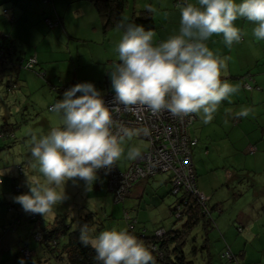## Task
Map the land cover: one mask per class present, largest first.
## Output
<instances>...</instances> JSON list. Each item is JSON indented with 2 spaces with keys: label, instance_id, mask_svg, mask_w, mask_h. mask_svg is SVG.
Segmentation results:
<instances>
[{
  "label": "clouds",
  "instance_id": "clouds-1",
  "mask_svg": "<svg viewBox=\"0 0 264 264\" xmlns=\"http://www.w3.org/2000/svg\"><path fill=\"white\" fill-rule=\"evenodd\" d=\"M178 7V34L157 43L153 30L127 18L117 23L123 35L115 47L120 62L109 70L113 108L105 105L101 92L90 82L66 90L63 99L51 106L49 111L58 116L59 124L47 134H31L30 167L40 176L25 172L29 192L15 197L26 213L45 218L68 198L64 188L68 180L85 181L89 191L100 169L111 170L122 156L135 160L141 155L138 147L125 153L122 145L125 137L149 135L147 128L125 130L123 136L113 133V115L121 111V105L124 110L145 107L154 116L163 112L176 118L196 115L207 124L221 102H231L229 98L240 91L238 85L222 82L221 75H227L226 58L217 56L206 42L215 34L222 35L229 48L240 43L243 33L234 23L240 18L255 25L252 35L257 42L264 40V0H196ZM249 114L241 109L237 115ZM93 232L83 225L79 239L94 249L102 264H156L149 248L127 230ZM19 264H24L23 258Z\"/></svg>",
  "mask_w": 264,
  "mask_h": 264
},
{
  "label": "rangeland",
  "instance_id": "rangeland-1",
  "mask_svg": "<svg viewBox=\"0 0 264 264\" xmlns=\"http://www.w3.org/2000/svg\"><path fill=\"white\" fill-rule=\"evenodd\" d=\"M151 1L152 4L149 5L156 9V0ZM41 3L46 13H49L48 17L54 18L56 14L53 4H51L52 2L50 1L47 4L41 0ZM146 5H148L147 0H125L121 13L122 19L131 17L134 6L135 15L137 16L139 11L145 9ZM56 7L58 10H63L64 7H67L69 15L67 14L66 21L69 34H66L65 31L63 32L60 26L49 28L47 22H44L40 35H38L40 38L35 35L32 38L27 36L24 40L26 44L21 46L23 50L25 48V57L40 51L37 54L39 62L31 69L23 66L18 67L12 74L14 83L9 88L0 83V124L6 120L14 132L11 139L4 140V143L8 144V146L1 145L2 141H0V168L5 169V172L7 171L16 177L20 192L8 191V195L14 200L15 197L29 192L25 172L38 178L40 176L38 172H33L30 167L32 163L30 151L31 134H47L52 127L59 124L58 116L50 112L48 108L50 104L59 99L56 97L57 90L53 87L63 88L66 91L70 86L68 84L72 80L73 71L76 69L79 72L87 73L89 77L81 80L92 82L101 94L114 92L111 88L109 70L112 69L113 61L119 59L115 47L122 38V30H118L117 27L103 30L102 23L96 22L95 19L93 20L88 13L80 12V15H73L76 13L75 4H68L64 0L62 5H56ZM106 73L108 75L107 78H105ZM244 81L249 82L252 87V75L249 73L245 74ZM5 89L8 91L7 94H5ZM135 130L138 129L133 128L130 131ZM125 139L129 142L131 141L128 146L122 145L125 148V153L128 148L133 146L138 147L140 152L145 151L147 148V140L144 139L142 133L134 135L130 140L127 137ZM193 158V164H198L196 162L197 157L193 156ZM124 161V164L119 163L120 169H125L131 160H128L125 155L120 159V162ZM17 164H20L23 168L21 174H17ZM228 170L222 169L217 174L209 176L203 173L199 179V183L203 182L205 178L208 184L213 182L212 184L216 186L214 190L215 199L209 201L208 205L211 208L210 204L217 202L218 205L220 204L222 212L211 211L213 227L208 234L211 252L209 255L205 247H203L204 232L199 227L190 229L182 246L184 262L188 264H204L207 260L211 264H264V196L254 194L257 188L260 189L261 183L259 182L257 185L252 186L246 177V173H238L240 176L236 177V179L230 178L226 181L229 176L225 180L222 176L225 177ZM230 170H232L231 167ZM0 174H2L3 179H6L4 173ZM97 177L98 188H92L89 191L86 188L85 181L79 178L68 180L64 186L68 198L55 207L53 211L55 214L62 216L66 215L67 212L68 215L64 216L65 220L67 223L72 224L73 220H75V215H70L69 209H71V212L81 211L78 208H70L71 205L78 204L82 206L85 204V207L89 206L90 210L94 211L91 218L93 224L90 225V230L100 227L98 230L102 232L122 228L123 221L126 223L130 216L127 211L128 209L130 210L134 203L132 201L131 203L129 202L133 192L128 193L122 201L117 202L113 199L112 192L107 189L106 177L102 175H97ZM8 179L10 180V178ZM145 179L147 178L138 180L136 183H140ZM68 184H71L72 187L68 186ZM74 189H78V201L71 203L72 197L74 198L73 200L77 198V195L72 196ZM198 189L202 191L199 187ZM203 193L207 195L205 192ZM169 196L172 197L173 195L169 194ZM111 212L114 215H110ZM55 214H50L45 218L39 214L41 217L40 223L42 225L50 224L54 217L57 216ZM156 218H158L157 223H153V221L142 223L146 230H156L159 226L165 229L178 228L180 226V222L175 221L176 217L168 210L165 211L163 219H161L160 215L156 216ZM30 224L34 225L33 222H30ZM133 224V234H137L142 228L141 224L136 222ZM24 240L34 245L36 251L40 249V242L31 234H26ZM192 244L196 245L195 253L192 251ZM226 246H229L231 251L236 254V260L231 262L221 257ZM7 254L13 262L15 261L14 264H19L22 257L18 253V255L16 253L14 255L11 252H7ZM23 260L24 264H29L32 261L26 262L25 259ZM41 264L58 263L54 257L45 254V257H41ZM156 264L162 263L156 261Z\"/></svg>",
  "mask_w": 264,
  "mask_h": 264
},
{
  "label": "crops",
  "instance_id": "crops-1",
  "mask_svg": "<svg viewBox=\"0 0 264 264\" xmlns=\"http://www.w3.org/2000/svg\"><path fill=\"white\" fill-rule=\"evenodd\" d=\"M64 1L68 4H75L76 13L73 15H80V12L85 14L88 13L93 20L95 19L96 22H100L94 6L88 0ZM147 1L148 5H146L145 9L139 11V14L143 11H147L152 17L154 23V28L152 30L156 33L154 36V43L166 40L171 35L178 34L180 27V11L178 5L196 3V0H156L157 6L155 11H149V9L152 8L149 5L152 4V1ZM51 2L55 10V16L59 18V23L53 27L60 26L63 32L65 31L66 34H69L66 21L68 14L67 7H64L63 10H58L56 5H62L63 0H51ZM133 9L131 17L135 16L136 13L135 6ZM48 16L49 13H46L41 0H0V33L6 37L5 44L14 49V54L11 57L12 61L16 60L17 57L25 60L31 55L25 57V48L23 50L21 46L26 44L24 40L27 36L32 38L33 35H35L37 38H40L38 35H40L44 22L46 23L45 19ZM234 23L243 33L240 43H234L232 47L229 48L225 45L222 35L215 34L206 43L217 56L226 58L227 75H221L222 82L227 81L232 85H238L240 91L229 98L231 102L228 100L221 102L211 122L205 124L199 116L194 115L195 119L187 128L188 136L196 139V142L191 147L192 160H194L193 156L197 157L196 162L199 164H193L196 185L209 195L208 202L215 199L214 190L216 186L212 184L213 182L208 184L205 178L203 182L199 183V179L202 177L203 173L206 174V176L211 174L215 175L219 170L222 171V169H229L226 176H222L224 180L229 176L226 181L230 178L236 179V177L240 176L238 173H246V177L249 179V183L252 186L260 182V189L257 188L254 194L264 196V40L259 42L255 40L252 35V29L255 25L246 21L244 18H240ZM39 52L40 51L32 54L36 57V63L39 62L37 56ZM118 60L119 59L113 61L111 65L112 68ZM9 73L13 74L14 70L10 64L6 63L0 68V79H6L8 76L10 77ZM247 73L252 75L253 84L257 86V88L247 89L242 86L243 78ZM88 77L89 75H87V73L85 74L75 69L73 71L72 80L68 85L71 86L76 81L87 79ZM107 77L108 75L106 73L105 78ZM56 94V97L59 98V93ZM61 99H63V97ZM241 109H248L250 114L247 117H239L237 114ZM130 143L131 141L129 142L125 139L123 146H128ZM251 147L254 148L251 150ZM196 148L197 150L195 151ZM119 163L124 164L125 161L120 162V160H118L116 162L118 167ZM230 167L232 170H230ZM0 169V173H4V177L6 178L3 179L2 176L0 182V264H8L9 262V264L15 263V261L13 262L11 260L7 252L14 253V255L15 253L17 254V245L20 243L34 250V257L29 264H41V257H45V254L52 256V253L41 243H39L40 249L36 251L34 245L24 240L26 234H30L35 228L34 225L30 224L26 212H22L20 223L15 229L2 231L14 216V211H8L7 205L12 204L20 210L22 206L8 195V191L12 190L11 187L13 182H16V177L7 171L5 172V169ZM238 171H243L244 173ZM169 177V173H157L132 186L130 193L133 192V195L129 198V202L131 203L132 201L134 203L127 212L131 217L135 218L137 221L136 223L141 224V227H145L142 223H147V221L157 223L158 218H156V216L158 215L163 219L165 211L168 210V207L174 201V196H169ZM8 178H10V180ZM68 186L72 187L71 184H68ZM92 188H98V183H96V181L93 183ZM73 192L72 196L77 195V198L73 200L74 198L72 197L71 203H76L79 196L78 189H74ZM75 205H71L70 208H78L81 212H71V209H69L70 215H75L73 227L79 223L80 218H84L88 220V228L90 229V225L93 224L91 218L94 211L90 210L89 206L85 207V204L82 206ZM210 206L211 211L217 210L218 213L222 212L221 206L220 204L218 205L217 202L210 204ZM54 214L55 212L53 211L52 215ZM55 215L57 216H55L54 219L62 216L58 214ZM67 215L66 212L64 216ZM110 215H114V213L111 212ZM210 215L212 217V212H210ZM54 219L50 224L40 225L38 228L43 229L49 227L53 224ZM95 228L97 229H91L94 230L92 234L97 235L100 233L98 230L100 227ZM117 230H128L127 222L125 223L123 221L122 228ZM152 231L153 230H148L147 233L150 234ZM63 262V260L59 261L60 264Z\"/></svg>",
  "mask_w": 264,
  "mask_h": 264
},
{
  "label": "trees",
  "instance_id": "trees-1",
  "mask_svg": "<svg viewBox=\"0 0 264 264\" xmlns=\"http://www.w3.org/2000/svg\"><path fill=\"white\" fill-rule=\"evenodd\" d=\"M50 1L51 0H49V2ZM88 1L90 3H92V5L94 6V8L97 12V15L99 17V20L102 23V29L103 30H108V28L116 27L117 23L122 20V14L121 13L123 11V6H124L125 0H88ZM42 2H44V1L42 0ZM47 19H51V20L56 19L59 23L58 16H55L54 18L47 17L45 19L46 22H47ZM127 22L142 25L146 30H148V29L152 30L154 28L153 19L147 11H143L138 16L135 15V16L130 17L129 19H127ZM47 25H48V23H47ZM48 27L53 28V26H49V25H48ZM5 38L6 37L0 33V68L6 63H8L12 66V69L14 70V72L20 66H23L24 68H28V69L33 68L36 63L32 67H26L25 63L27 62V60L30 57L35 56V55H30L25 60L20 58V57H17L16 60H13V61L11 60V57L14 54V49H13V47L5 44ZM119 62L120 61L118 60L116 63H119ZM9 74H10V78L0 79V83H3L4 86H6V88L7 87L9 88L14 83L12 80V74L11 73H9ZM78 81H82V80H78ZM74 85H75V83L73 85L69 86L67 88V90ZM53 88L55 90H57V93H59V99H61L63 97V92L65 90L63 88H58V87L56 88L55 86ZM251 88H257V86L252 84ZM251 88H247V89H251ZM7 92L8 91L6 90L5 94H7ZM50 105H52V104H50ZM49 106H48V108H49ZM3 122L4 123L0 124V132H3V134L5 136L6 135H8V136L0 138V141H2L1 145L8 146V144L4 143V140L5 139H11L14 135V132L10 128V126L8 125L6 120ZM10 133H12V136L9 135ZM191 152H192V150H191ZM16 171L18 174H21L23 171V168L21 169V171H19L16 168ZM98 175H101V174H98ZM102 176H104V175H102ZM1 180H2V174H1ZM11 188H12V191H14V192H20V187L18 186V184L16 182H13ZM169 192H170V194H172L174 196L175 199L172 202V204L168 207V211H169V209L172 208V205H174L178 201H180V203H181L180 216L175 218V221L180 222V226L178 228H176V229L175 228L174 229L173 228H171V229H165L164 228L165 233L160 236V235L155 234V230H153L152 233L148 234L145 227H142L138 231L137 234H133V231H132L133 230L132 228L134 227L133 223L137 222V221L135 220V218L129 216V219L127 221V226H128L127 231L130 234L134 235L136 238H140L138 240L142 241L145 244V246L149 248V250L152 252V254L154 256L155 262L156 261L161 262L162 264H188V263L184 262L185 261L184 260V252L182 250V246L186 241L185 237L188 235L190 229H192L194 227H199L204 232L203 247H205L207 254L209 255V253H211V252H210V239H209L208 234H209L210 229L213 227V218H211V215H210L211 208H209L208 202H207V205L209 208V214H204L201 211L200 203L197 200H195L192 196L186 197L183 193L173 194L171 192V186L169 187ZM7 210L8 211H14V216H13L12 220L7 224L6 227L8 228V227L16 224L15 227L13 228V229H15L16 226L20 223V217H21L22 212H25V211L23 209H21V210L18 209L17 207H15L12 204L7 205ZM26 214H27L28 220L30 222L34 223V227H35L34 229L37 230L40 234V239H38V241L50 253H52V257L55 258V260L58 264H60L59 263L60 260L64 261L62 264H102V262L98 261L95 258L96 253H95L94 249H92L91 246L83 245L79 239L81 226L87 225L89 227L88 220H85L84 218H80L79 223L73 227V222H72V224L67 223L65 220V217L63 215V216H59L58 218H55L53 224H51L49 227L39 229L38 227L40 225L43 226L40 223V221H41L40 215L34 214L35 218L30 219L31 214L30 213H26ZM6 227H4L3 229H5ZM157 228H162V226L157 227ZM9 229H11V228H9ZM31 232H30V234H31ZM0 237H1V233H0ZM20 244H18V245H20ZM18 245H17V247H18ZM23 245H25V244H23ZM192 246H193L192 251H194L193 253H195L196 249H197L196 245L192 244ZM227 247L231 251L230 247L226 246V248ZM226 248H225V250H226ZM225 250L222 252L221 257H224L227 259V257L224 256ZM158 251L162 252L161 257H159V255L157 254ZM17 252L20 255L18 250H17ZM233 255H234V260H236V254L233 253ZM33 257L34 256H32L31 259L26 260V262L32 260ZM232 261H233V259L231 260V262ZM204 264H211V263L209 262V260H207L206 263H204Z\"/></svg>",
  "mask_w": 264,
  "mask_h": 264
},
{
  "label": "built area",
  "instance_id": "built-area-1",
  "mask_svg": "<svg viewBox=\"0 0 264 264\" xmlns=\"http://www.w3.org/2000/svg\"><path fill=\"white\" fill-rule=\"evenodd\" d=\"M45 3L49 0H43ZM49 26L57 25L56 19H47ZM36 63L35 56L30 57L26 67H32ZM88 81H77L78 83H86ZM92 83V82H90ZM93 84V83H92ZM74 85V86H75ZM243 87L251 88L249 82L244 81ZM73 87V86H72ZM70 89V88H69ZM77 96L81 93H77ZM105 105L109 109L115 106L114 92H106L101 94ZM53 105V104H52ZM49 106V109L51 106ZM121 111L114 113L113 119L115 121L113 133L118 136H123L125 130L144 129L149 130V135H142L147 140V148L141 152V155L135 160H131L125 169H120L115 163L111 170L106 171L100 169L98 174L106 177V186L113 194L115 201H122L125 196L130 193L132 186L141 179L151 177L157 173L168 172L170 174L169 182L171 184V192L173 194L183 193L186 197L192 196L201 205V211L204 214H209L207 202L209 196L200 191L196 185V177L193 168L191 146L196 141L195 138H190L187 134V128L195 119L193 117L176 118L171 116L168 112H163L159 116H154L150 110L145 107L134 106L131 110H124L121 105ZM12 136V133L9 134ZM8 136V135H6ZM3 132H0V138L6 137ZM254 147H251V150ZM16 168L21 171L22 166L16 165ZM228 175V174H227ZM1 182V174H0ZM16 188V187H15ZM181 203L178 201L169 212L176 218L180 216ZM35 215L31 214L30 219H34ZM16 224L6 227L2 231L9 228L13 229ZM164 228H157L156 235H163ZM31 235L36 239H40V234L37 230H33ZM153 247V246H152ZM21 257L25 260L31 259L34 251L27 246L20 244L17 247ZM161 257L162 252L157 253ZM224 256L229 261L234 260L233 253L227 247Z\"/></svg>",
  "mask_w": 264,
  "mask_h": 264
}]
</instances>
